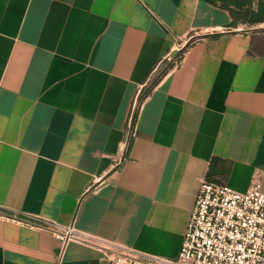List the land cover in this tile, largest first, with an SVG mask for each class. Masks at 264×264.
I'll return each mask as SVG.
<instances>
[{
	"label": "crops",
	"instance_id": "crops-1",
	"mask_svg": "<svg viewBox=\"0 0 264 264\" xmlns=\"http://www.w3.org/2000/svg\"><path fill=\"white\" fill-rule=\"evenodd\" d=\"M256 176L264 192V22L207 0H0V264H106L32 216L176 259L202 180Z\"/></svg>",
	"mask_w": 264,
	"mask_h": 264
},
{
	"label": "built area",
	"instance_id": "built-area-1",
	"mask_svg": "<svg viewBox=\"0 0 264 264\" xmlns=\"http://www.w3.org/2000/svg\"><path fill=\"white\" fill-rule=\"evenodd\" d=\"M138 106H133L125 149L134 136ZM24 223L56 234L64 246L75 241L96 248L106 264H264V192L258 176L246 192L207 178L202 180L176 259L100 240L78 232L74 225L63 228L36 216Z\"/></svg>",
	"mask_w": 264,
	"mask_h": 264
},
{
	"label": "trees",
	"instance_id": "trees-1",
	"mask_svg": "<svg viewBox=\"0 0 264 264\" xmlns=\"http://www.w3.org/2000/svg\"><path fill=\"white\" fill-rule=\"evenodd\" d=\"M211 4L220 5L222 4L227 9H229L236 19L249 20L250 23L264 22V16L260 14L256 18L251 17L248 19L250 10L245 9V5L248 4L249 7L252 6V0H207ZM261 6V5H260ZM263 6V5H262ZM261 12V10L259 11ZM258 12V13H259ZM172 68L171 64L164 62L162 68L160 69L157 76L152 80L150 87H148L144 92L143 98L149 94L151 89L159 82V80ZM207 179L210 180L208 177Z\"/></svg>",
	"mask_w": 264,
	"mask_h": 264
},
{
	"label": "rangeland",
	"instance_id": "rangeland-1",
	"mask_svg": "<svg viewBox=\"0 0 264 264\" xmlns=\"http://www.w3.org/2000/svg\"><path fill=\"white\" fill-rule=\"evenodd\" d=\"M260 31V30H259ZM168 63H170L171 64V66L173 67L174 66V63H175V60L173 61H171V62H168Z\"/></svg>",
	"mask_w": 264,
	"mask_h": 264
}]
</instances>
